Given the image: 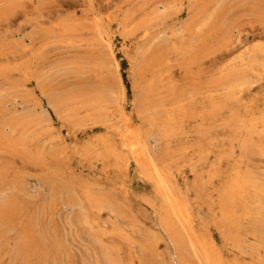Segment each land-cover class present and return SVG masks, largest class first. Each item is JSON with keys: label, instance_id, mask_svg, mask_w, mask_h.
Here are the masks:
<instances>
[{"label": "bare ground", "instance_id": "1", "mask_svg": "<svg viewBox=\"0 0 264 264\" xmlns=\"http://www.w3.org/2000/svg\"><path fill=\"white\" fill-rule=\"evenodd\" d=\"M136 5L139 1L125 0L106 22L92 20L93 57L53 71L59 79L91 74L100 91L63 100L53 73L38 85L57 116L76 115L81 135L100 132L85 144L63 146L60 158L99 160L107 175L116 177L124 199L133 196L149 207L151 227L141 234L148 236L151 252L161 233L170 249L159 263L264 264V237L255 241L251 235L255 225L264 227V47L248 48L246 40L241 53L224 62L237 50L232 46L241 26L250 24L247 17L264 19V0H188L174 16L172 43L165 49L153 40L161 32L141 26L161 24L172 15L142 17L144 8ZM113 26L118 40L107 33ZM56 33L77 34V27L62 24ZM217 42L222 46L215 48ZM221 47L229 51L216 56ZM120 57L129 65L130 95ZM33 113L17 124L26 134L22 147ZM134 184L141 188L134 191ZM105 202L114 205L99 200L102 206ZM4 219L12 225L5 227L15 230ZM23 235L16 236L12 253L0 252V264L47 263L31 239H24L29 248L23 247Z\"/></svg>", "mask_w": 264, "mask_h": 264}, {"label": "rangeland", "instance_id": "2", "mask_svg": "<svg viewBox=\"0 0 264 264\" xmlns=\"http://www.w3.org/2000/svg\"><path fill=\"white\" fill-rule=\"evenodd\" d=\"M123 1L0 0V252L12 253L18 243L16 236L22 232L23 247L29 248L24 239H31L36 254L48 257L46 264H162L159 262L170 252L163 233L157 236V250L151 252L148 236L141 234L151 227L149 207L133 196L124 199L118 192L116 177H109L99 160L66 154L60 158L63 146L85 144L100 132L81 135L84 128L74 120L76 115L69 116L64 111L57 116L47 98L39 94V83L44 78L51 79L57 67L83 63L93 57L92 20L106 22ZM137 1L135 8H144L142 17L163 12L172 15L161 24L148 22L141 26L152 25L151 33L161 32L160 37L153 35V40L162 42L156 48H167L172 43L168 44V35L176 27L174 16L180 5L187 6L188 0ZM156 6L165 7L155 11ZM247 19L250 24L241 26L240 38L232 46L237 50L224 62L238 56L246 40L251 41L248 48L264 47V19L257 15ZM62 24L77 27V34L56 33ZM106 30L113 34V40H118L114 26ZM221 44L212 45L218 48ZM227 51L229 48L221 47L214 54ZM118 61L130 95L127 59L120 57ZM221 63H217V68ZM52 77L64 91L63 100L100 91L91 74L78 79H59L54 73ZM33 111L35 120L25 125L31 129L26 146L22 147L20 140L26 134L17 124L29 120L26 115ZM133 188L137 191L141 187L134 184ZM101 198L114 205L105 202L102 206ZM5 215L15 230L5 227H12ZM254 228L251 235L255 241L264 237V227ZM8 261L9 255L5 262Z\"/></svg>", "mask_w": 264, "mask_h": 264}]
</instances>
